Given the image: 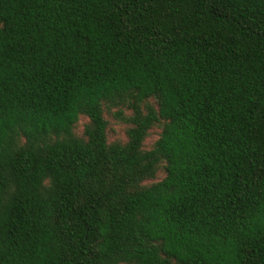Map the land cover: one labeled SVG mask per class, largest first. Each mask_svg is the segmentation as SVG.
I'll use <instances>...</instances> for the list:
<instances>
[{"label":"trees","instance_id":"trees-1","mask_svg":"<svg viewBox=\"0 0 264 264\" xmlns=\"http://www.w3.org/2000/svg\"><path fill=\"white\" fill-rule=\"evenodd\" d=\"M0 264H264V0H0Z\"/></svg>","mask_w":264,"mask_h":264},{"label":"rangeland","instance_id":"rangeland-1","mask_svg":"<svg viewBox=\"0 0 264 264\" xmlns=\"http://www.w3.org/2000/svg\"><path fill=\"white\" fill-rule=\"evenodd\" d=\"M128 114V112H126ZM108 120H109V126H108V131H107V137L109 141L112 140H125L126 136H125V127L126 125L122 122H118L117 120H115L111 115L108 116ZM87 118L80 116L78 122L75 125V132L77 134H80L82 129H83V125L86 123ZM159 133V128L157 126L153 127L150 131L148 136L145 138L144 140V147L145 148H149L151 147L152 143L155 141V139L157 138ZM164 176V170H163V165L161 164L160 168L157 171L156 177L154 180H158L161 179ZM150 181H148L147 183H149Z\"/></svg>","mask_w":264,"mask_h":264}]
</instances>
